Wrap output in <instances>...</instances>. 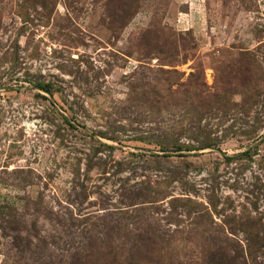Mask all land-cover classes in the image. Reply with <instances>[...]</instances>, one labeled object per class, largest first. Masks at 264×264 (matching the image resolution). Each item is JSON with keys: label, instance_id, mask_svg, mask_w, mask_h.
<instances>
[{"label": "rangeland", "instance_id": "374dc122", "mask_svg": "<svg viewBox=\"0 0 264 264\" xmlns=\"http://www.w3.org/2000/svg\"><path fill=\"white\" fill-rule=\"evenodd\" d=\"M200 3L0 0V264H264V0Z\"/></svg>", "mask_w": 264, "mask_h": 264}, {"label": "crops", "instance_id": "0c3cea01", "mask_svg": "<svg viewBox=\"0 0 264 264\" xmlns=\"http://www.w3.org/2000/svg\"><path fill=\"white\" fill-rule=\"evenodd\" d=\"M183 1L187 8L185 13H191L193 9H195L197 6H201V3H200L201 0H183Z\"/></svg>", "mask_w": 264, "mask_h": 264}, {"label": "trees", "instance_id": "16d2710c", "mask_svg": "<svg viewBox=\"0 0 264 264\" xmlns=\"http://www.w3.org/2000/svg\"><path fill=\"white\" fill-rule=\"evenodd\" d=\"M173 73V72H172ZM42 88H44V87H42ZM209 143H207L206 145H204V147L203 148H209ZM165 149V148H164ZM172 150H175V151H181L182 150V147L180 146V145H174L173 147H172ZM166 152H173V151H166Z\"/></svg>", "mask_w": 264, "mask_h": 264}]
</instances>
